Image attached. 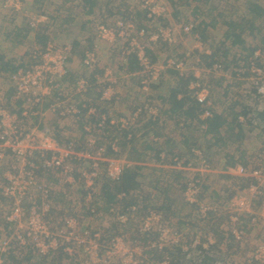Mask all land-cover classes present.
I'll list each match as a JSON object with an SVG mask.
<instances>
[{"label": "built area", "instance_id": "2783aa9c", "mask_svg": "<svg viewBox=\"0 0 264 264\" xmlns=\"http://www.w3.org/2000/svg\"><path fill=\"white\" fill-rule=\"evenodd\" d=\"M123 1L126 4L123 12H126V8H128L129 18L119 16L112 23L102 25L101 33L108 38L110 44L121 46L120 51L126 57L125 64H128L129 56L137 55L141 69L139 72L128 73V75L138 77L144 91H149L152 85L158 83L161 71L165 68L153 63L145 47H137V40L133 35L136 30L135 18L137 14L141 13H147L146 21L161 18L160 16L163 14L161 12H164V9L158 5L157 0H141L140 6L136 4V0ZM21 2L22 0H2L1 6L7 12L12 13L20 9ZM29 22L32 28L37 24L35 19L29 20ZM150 27L146 24V27L137 33L140 36H145ZM192 29L193 24H189L184 26L183 31L189 33ZM152 36L150 40L154 44L161 42L171 44L167 30L159 29L158 33ZM119 42L120 44H118ZM198 45L195 48L202 51V44L198 43ZM54 46L52 43L46 44L45 52H35L32 55L34 60L38 54H41L40 63L33 65L30 69H20L10 76V81L15 87L13 97L19 107L18 111L12 112L2 105L0 106V160L5 157V151H10L15 162L4 175L5 182L1 183L2 198L8 201L7 220L9 222L6 224L11 225L8 232L11 237L4 236L0 239V264H24L22 261L30 252L43 259L59 254L74 257L75 254L81 253L82 259L78 261L75 259L72 264H140L135 259L134 251H137L136 249L161 252L169 246H182L184 250H187V242L184 245L181 243L183 239L186 240V236L173 230L170 233L171 237L168 236L170 232L168 222L157 211H144L142 198H138L134 205L125 207L122 202L128 196L124 192L117 195L116 201L108 210L107 215L114 218L120 232L127 228L135 234L132 241L135 247L133 250L128 248L126 235L123 236V233H115L107 237V228L91 223L84 224V226L81 216L67 214V211L61 212L55 208L54 199L57 194H54L55 190L48 183L47 177L54 176L60 184H63L61 187L70 185L74 188L77 184L85 186L87 193L84 200L70 198L69 201L72 202L71 206L73 207L77 203L82 204L85 201L86 209L91 216L90 219H94L100 215L94 206L97 195L95 186L102 180L103 175L112 182L120 181L124 170L131 167L132 163L129 165L125 159L109 156L110 152H118V138H111L106 144H98L99 138L94 139L88 136L85 149L80 146L81 149L76 141L69 140L60 144L53 136H41L38 118L42 115L41 108L45 102L49 101L50 103L47 112H51L61 119L69 120L74 125L86 121L85 132L94 134L93 131H98V135L107 133L113 135L109 126H104L108 119L111 121L110 125L122 135L123 131H129L136 127V122L139 121L141 115H145L147 120H156L160 115V109L154 110L152 106L154 101L146 98L144 106L135 110L128 118L118 117L116 119L105 113L99 115L95 108L90 107L82 118V109L86 108L87 102L90 103L87 94L92 84L87 79H80L74 86V93L69 94L63 88L66 57L62 56V52L66 47H61L63 50H59L57 53ZM54 49L55 53L52 54ZM95 56L94 53L87 56L88 58L84 59L85 66L93 68ZM260 57V51L255 52L253 57L255 61H252L249 67L252 74V87L256 88L254 92L257 93L258 98L264 97V68L259 67L256 63ZM166 63L167 68L177 70L181 76L185 75L184 73L193 74L194 81L190 85V89L195 102L202 107L197 119L203 122L213 118L214 105L209 99L211 91L205 82L197 81L203 72L205 74V68L199 74L195 67L187 69L185 60L171 59L170 57ZM111 75V71L105 74L109 81L112 79ZM115 95L111 84L104 89L101 100L110 101ZM95 118L97 122L93 125L90 121ZM241 121H244V117ZM107 128L108 132H106ZM130 137L131 135H129ZM256 155L255 164L252 159H249L248 165L238 162L235 165L227 166L228 169H226L230 172L229 174L235 173L232 175L252 180L250 185L237 192V195L240 197V201L241 199L246 201L243 196L247 193L250 194L252 196L251 203L255 199L262 198L264 213V144ZM35 156L37 159H34ZM183 165H185L184 162L183 164L178 163L174 167ZM189 167L194 168L193 166ZM189 167H185V169L188 170ZM206 167L208 168V166ZM75 172L79 174L78 181L74 177ZM196 183L198 184V182ZM189 194L188 185L184 191V197L187 202L194 203L195 201H192ZM238 196L233 200V205H235ZM198 212L206 218L208 216L206 214L213 212V208L203 206ZM237 215L240 216L243 213L238 212ZM238 216H235L236 219L233 218V215L230 216V223L227 222V225L220 229H222L225 242L233 241L236 245L244 246L248 235L238 226ZM61 221H64L63 226H60ZM215 222L216 220H210L207 223L213 225ZM7 225L6 227H8ZM80 226H84V229L81 230ZM154 233L158 234L155 239L151 237ZM106 237L107 240L103 243V239ZM205 239L204 242L202 235H195L192 247L202 246L207 249L217 244V237L212 232H209ZM147 256H145L146 260L143 264H173L168 257L152 261ZM211 257L216 256L212 253ZM224 262L217 259L215 264H227ZM243 262L264 264V241L257 244L252 253L245 256ZM243 262L242 264H244Z\"/></svg>", "mask_w": 264, "mask_h": 264}, {"label": "rangeland", "instance_id": "374dc122", "mask_svg": "<svg viewBox=\"0 0 264 264\" xmlns=\"http://www.w3.org/2000/svg\"><path fill=\"white\" fill-rule=\"evenodd\" d=\"M1 1L2 0H0V8L2 12L6 14L8 13L9 15H12V13L24 14L23 20L22 18H19L18 21L20 22L22 28H25V34H30L31 38L27 40L24 35L25 40H16L15 37H12L10 40L13 41L14 44L18 43L17 46H13L14 49L19 46H23L25 49L27 48V57L26 60L23 61V67L32 68L31 66L40 63L41 54H38L34 60L31 57L35 52H45L46 44L48 43L55 45L54 47L57 49V53L59 50H63L61 47H66V49L62 52V56L66 57V62L64 64L66 74L63 82V88L67 90L69 94L74 93V86L80 79L90 80L91 78H94L97 82H100V86L106 85L107 82H109V79L105 76V74L106 72L111 71L112 79H110V82L115 93L118 92L117 86L120 83L133 84L137 87V89H134L133 91L131 89L130 94L134 96L136 92L137 94L144 95V97L147 96L146 98L151 97L155 100L154 104L152 105L151 103V105L154 110H156L162 107L159 105L160 103L157 102L154 86L161 81L162 77L165 79L171 78V72L175 70L173 68L166 67L167 59L171 57V59L185 60L186 68L190 69L195 67V70H198L199 74H201V71L205 68V74L203 72L197 81L200 80L201 82H205L210 91L213 93L212 102L214 105V112L217 114H223V116L225 115L226 125L222 129L221 134L212 133L209 129H207L206 125L202 124V122L197 119V117L194 120H191L187 118L188 116L184 115V113L171 114V134L175 135L171 136V144H169V146L171 145V150H174L175 154L164 152L161 154L162 156L160 159L157 158L155 153L149 154L148 156L152 159L148 161L155 162L157 160H162L163 163L168 166H175L178 163L183 164V162L184 164H189L188 166H171V168H167L168 170L176 169L183 172L181 174V178L178 179L180 182L174 188L172 193L180 195L183 194L184 189L186 190L185 186L188 184L190 189V198L192 201H195L194 203L198 206L197 209L192 211V213L194 212V216L192 218H188L186 221L194 226L193 229L198 228L199 226L200 228L193 234H191L192 229L184 232L186 240L183 239V242L181 243H186L187 240H189L188 245H192L193 237L197 234L202 235L203 241H206L205 236L207 234H204L203 232H212L219 239V233L217 234V231H219L222 226L227 225V222L230 223V216L233 215V218L236 219L235 216H238V212L243 213V215L238 216V226L246 232L248 237L244 246H241L239 250L234 243L233 252L231 250L228 251L226 248V250L223 251L225 252V255L223 257L220 255L223 261L227 264H236V261H233L234 259L232 256L238 255L240 260L242 258L244 259L246 255L249 256L252 253V250L257 244L264 241L261 240L254 243L253 240L256 241V239L254 238L251 240V237L249 236L251 235L250 232H253L252 230L258 226L264 230V213L262 208L263 201L262 203H258L256 202L257 199H255L254 202L251 203L252 196L248 193L243 196V198L248 202L243 201L242 199V202L240 201V197L237 195V192L244 189L240 188V183L237 179H233V177L244 179L246 177L232 175L235 173L229 174L230 172L227 170V166H230L231 164L227 165L226 163L229 158H233L235 164L241 162L248 165L249 159H252L253 164H255L257 160L256 154L259 152L260 147L264 144V121L261 122V124L259 123V125L257 122L258 120H254L252 124H249L245 122V118L244 121H241L243 118L241 115L237 120L240 123L243 122L242 125L244 126H240V123H236L234 119L235 113L241 112L244 107L252 110L262 109L264 112V97L258 98L257 93L254 92L256 88L252 87V74L249 71L250 63L255 61L253 57L257 51H260L261 57L256 63L259 67L264 68V15L259 16V18L249 11L255 10L254 6L258 4L264 9V0H197L192 3H190L191 0H157L158 5L164 9V12H161V14L163 13L160 16L161 18L146 21L147 13L137 14L135 18L136 30L133 32V35H135L137 40V47H145L146 49H149L152 58H156L153 63L165 68L161 71L162 73L158 83L152 85L149 91H144L138 77H132L131 80H128L129 78L125 76L123 81H121V79H117L116 75H118L119 72L114 71L115 69H112L113 66L111 65H108V67L106 66V70L104 69V75L97 72V68L99 67L98 65L101 63L98 54L100 51H103V49L100 48V46H102L101 43L103 44L106 42V44H110L108 38L101 33L102 25L112 23L113 20L119 16L129 18L128 11H120V14L117 12L118 6H121L122 10L126 7L123 0H95V7H91L89 4L84 3L83 0H46L47 8L42 9L41 4L43 5L45 0H40V2L37 1V3L34 4V7L32 6L31 10H25V0H22L20 9L17 12L12 13L9 11L7 12L2 8ZM140 2L141 0H136V4L139 6ZM108 4L111 5V8L109 7L105 9L104 6H108ZM57 6H63L60 12H57ZM3 18L4 17L0 14L1 22L4 21V24L7 23L8 17L6 19ZM33 19H35L37 24L32 28L29 26V20ZM231 19L244 29L242 39L245 40V42L242 45L243 47H241L240 44H232L230 43L231 41L227 42V40H225L228 28L224 22ZM44 21L45 23L49 22L46 27L43 25ZM251 23H253V25H249ZM138 24L143 25V27H146V24L151 26L147 30V34L145 36H140L137 33L139 32ZM189 24H193V29L191 32L186 33V31H183V28ZM1 26L2 28H6L5 25ZM250 26H252V28H248ZM159 29L167 30L169 38L171 39V44L168 42L154 44L150 40L151 36L157 34ZM78 37L81 38L82 42L88 40L89 38H93L92 42H94L93 44H95V47L92 45L89 48L88 42H84L82 44L77 39ZM2 43H6L9 46L13 45L12 43L5 42V40H2ZM198 43L202 44V51H198L200 49L195 48L199 46ZM118 44H120V42ZM110 45L112 46V44ZM117 46H119L120 50L121 46ZM55 49L52 54L55 53ZM214 49H218L219 53L215 58V62L217 63L207 67L206 64L211 60L202 62V56L210 54V51H213ZM242 50L244 51L240 53ZM254 50L256 51L253 53ZM10 51L13 52V50ZM88 53H90V55H87ZM91 53L96 55L93 68L85 66L84 62V59L88 58L87 56H91ZM118 53L120 56L117 54L115 55L117 59L119 58V60L116 61L117 65L118 67L122 65L124 66L126 57L122 55L121 51H118ZM107 58L108 57L104 58V60L106 61ZM76 69H78L77 73L74 72ZM184 74V76H193V74L191 75L190 73ZM125 75L128 74L126 73ZM1 77L4 79L5 82H3L5 85L0 86V106L2 105L12 112H17L19 107L17 103L14 102V97H11L12 88L9 81L10 77ZM175 82V78L171 80L169 79L168 84L175 86ZM190 91L191 89L189 86L188 92L190 93ZM181 97L182 95L179 96V98ZM233 104L235 105L232 108ZM102 107L107 109L109 105H102ZM97 112L99 113L98 110ZM255 113L256 111L253 115H255ZM240 129L244 130L242 133L243 135L239 133ZM56 139L60 144H64V140L59 138ZM70 140L75 141L72 139ZM154 141L158 142L159 139L154 138ZM161 141L164 145L165 141ZM163 145L160 147L162 148ZM188 150L192 151L193 156L189 154ZM174 155L179 156V158H173ZM203 161H206L209 164H204L206 162ZM132 164L134 165V163ZM129 165H131V162H129ZM189 166H193L194 168ZM206 166H208V168ZM185 167H189V169L186 170ZM161 170L164 174L163 175L161 173V176L170 178L174 177L171 176L170 171L166 169ZM224 174L229 177H226ZM197 176L200 177L197 178ZM140 179H143V175ZM196 182H198V184ZM103 184L104 181L102 179L99 181L98 185L95 186L97 195L95 196L94 203L95 208L98 209V213L100 214L98 217L90 219L91 216L87 215V209L85 203L83 202L82 204L77 203L74 207L70 206L71 204L69 203V205L67 204V208L56 203V200L58 199L57 196L55 198V208L61 212L67 211V214H74L78 217L81 216L83 225L91 223L93 225L107 228V230H109L107 236L109 237L115 233H123V236L126 235L125 238L128 242V248L133 250L135 247L132 244V241L135 238V234L132 233L131 229L127 228H125L123 232H120L114 218L107 215L106 208L108 202H106V197H104L101 193ZM146 186L150 188L151 184ZM1 187L2 185L0 183V188ZM201 194L205 196L204 199H207L208 202L203 201V203H200L199 199ZM144 195L145 194H143V198L146 197ZM1 196L2 195H0V239L4 236L11 237V235L8 234L11 225L9 226L6 224L9 222L7 220V214L9 212L7 210L8 201L6 200L4 202ZM236 196H238V198L235 205H233V200ZM76 198L83 199L82 196ZM143 202L155 205V211L162 214L165 220L168 219V222L170 223V225L168 223V229H170L168 236L171 237V230L176 232L174 228H178L176 226H174V228L171 227V200H156L155 198L147 197L143 200ZM203 206L213 208V212H216L217 214L209 212L206 214L208 216L204 218L198 212ZM185 209L187 210L188 208L186 207ZM143 210L148 211L153 209L150 206L143 205ZM210 220H216L212 228L210 224H207ZM63 224L64 221H61L60 226H63ZM6 225L9 228L6 227ZM84 226H80L81 230L84 229ZM186 233H190L189 236H187ZM227 244L230 245L231 243L227 242ZM136 250L137 251H134L135 259L138 260L140 264H143L146 260L145 256H147L145 252H149V250ZM173 254L176 253H173V250H171V255L167 254L164 257L171 259ZM61 255H63L62 264H72V261L75 259L77 261L81 260L83 256L81 253L75 254L74 257L66 254ZM177 256L179 255L174 257ZM147 257L152 261H158L163 258L159 257L157 253H155L152 258L149 255ZM40 259V256L30 252L22 262L24 264H39ZM243 263L248 264L246 262Z\"/></svg>", "mask_w": 264, "mask_h": 264}, {"label": "crops", "instance_id": "0c3cea01", "mask_svg": "<svg viewBox=\"0 0 264 264\" xmlns=\"http://www.w3.org/2000/svg\"><path fill=\"white\" fill-rule=\"evenodd\" d=\"M37 1L40 2V0H25V5H24L25 10H31L32 6L34 7V4H36ZM43 3H44L43 5L40 3L41 9L47 8L46 0ZM93 7H95V5ZM109 7L111 8V5L109 4L108 6L107 5L104 6L105 9ZM62 8L63 6L61 7L57 6L56 8L57 12H60ZM118 11H122L121 6H118ZM118 13L120 14L121 12H118ZM0 14L4 17L3 19H6L8 17L7 18L8 21L5 24H4V21L1 22L0 20V86L1 85L4 86L5 81L1 76H8L9 78V75L1 71L3 66L9 64V66L13 65L15 66V68L16 67L23 68V61L26 60V57H27L26 56L27 48L25 49V47L19 46L16 49H14L13 46L14 45L17 46L18 43L14 44V42L10 40L12 39V37H15L16 40H25V37H26V39L28 40L31 38V35L25 34V28H22V26L20 25V22L18 21L19 18H22L23 20L24 14H21V13L13 14L12 13V15H9L8 13L6 14L2 12L1 8H0ZM45 21L43 22V25L46 27V25L49 22L45 23ZM1 25H5L6 28L4 27L2 28ZM77 39L82 44L84 42H88L90 45L93 44L92 42L93 38H89L88 40L84 42H82L80 37H78ZM2 40H5V42L12 43L13 45L9 46L6 43H2ZM101 45L102 46H100V48H102L103 51L102 52L100 51L99 54L97 53L98 57H100V60H101V63H99L98 65L99 67L97 68V72L102 73L104 75L105 73L104 69L106 68V66L108 67V65H111L113 66L112 69H115L114 71L119 72V74L116 75L117 79H121V81H123L125 76L129 78L128 80H131L132 77H135V76L125 75L126 73H124V71L122 70L124 67L123 65L118 67L116 61L119 60V58L117 59L115 55L116 54L119 55L118 53V51H120L119 46L117 45L111 46L110 44L109 45L106 44V42L103 44L101 43ZM10 50H13V52H11ZM106 57L108 58L105 61L104 58ZM77 71L78 69L74 70L75 73H77ZM106 85L111 86V82L110 81L107 82ZM11 87H12V83H11ZM131 89L133 91L134 89L136 90L137 87L129 83H125V84L120 83L117 86L118 92L116 93V96L111 98L110 101L107 100L104 102H100L102 100L101 98H98L100 97V95L98 94L96 90L91 91L90 89L89 94H88V98L90 101L89 105L92 108L93 107L98 108L101 113H105L107 116L114 117L116 119H118V117L128 118L135 110H138L139 108L144 106V103L147 97V96L144 97V95H141V94H137L136 92L134 96H132L130 94ZM154 90H155V94H156L155 96H156L157 102L160 103L159 105L162 107V111L159 110L160 115L156 119L157 124L154 126L150 125L147 122V119H145L146 116L141 115L139 121L136 122L137 124L136 127H134V128H137L135 130V134H136L135 140L132 143L122 144V148L119 152L120 156L118 157L125 159L128 162L131 161V163H134V164L137 163L135 161V159L137 158H140L142 162L139 164L142 166L141 176L143 175V179L141 180L140 179L141 177L138 179V182L141 183V187L137 189L135 193H130V197L143 198V194H145L144 196H146V198L147 197L155 198L156 200H167V199L171 200V227L174 228V226H176L178 228L177 229L174 228V229L176 231L179 230L182 232H186L187 230L192 229L191 234H193L196 230H199L200 226L198 228L193 229L194 226H192L186 220L194 216V212L192 213V211L198 208L197 204L187 202L185 200L184 193L181 195L172 193L174 188L180 182L178 180L179 178H181V173H179L180 170H176V169L168 170L167 168H171V166L174 167V165L168 166L167 164H164L162 160H159V161L157 160L155 162L148 161L152 159L148 155L154 154V152H157V150L161 151L162 154L164 152L171 153V151H174V150H171V145L169 146V144H171V136L175 134H171V112L169 110L170 101L168 100V98L165 100V97L166 96L168 97V92L167 90H165V88H161V87L160 88L158 87L156 89L154 88ZM11 94H12L11 97H13L14 95L13 87H12ZM152 100L155 101L154 99ZM49 104H50L49 102H46L43 105V107L41 108L42 115L39 116L38 118L40 122L39 131H40L41 136L57 137L59 139L64 140V142L72 139V140H75L78 143L79 147L81 146L83 149H85L88 136L94 139H96V137L99 138L98 144H101L105 141L108 142L111 138H114L115 135H111V134H109L106 137L102 135H98L97 134L98 131H93L94 134H91V133L87 134L84 130V126L87 125L86 121H81L80 123H78V126L74 125V123L69 120L61 119L57 115L51 112H47V108L49 107ZM102 105L104 106L109 105V107L106 109L105 107H102ZM113 106H114V109H113ZM223 118H225V115L223 116ZM90 122L93 125H95L97 122V119L95 118ZM109 128L112 129L114 127H109ZM222 129H220L219 134H221ZM153 137L159 139L158 144H155L154 143L155 141L154 142L151 141ZM161 140L165 141L164 145ZM161 145H163L162 148L160 147ZM134 151H135V154L131 155V153ZM4 156L5 157L2 160H0V183L5 182L4 181V177H5L4 175L6 174L5 172L9 171L15 163L10 151H5ZM161 156L162 155H160V157ZM170 157H171V154H170ZM175 157L179 158L178 156H174L173 158ZM34 159H37V157L35 156ZM170 163H171V160H170ZM161 169H166L170 171L171 176H174V177L170 178V177L161 176V173L163 174V171ZM177 173L179 174V176H176ZM42 176L46 177L45 175H42ZM74 177L76 181H78L79 179L78 172L74 173ZM47 179H48L47 180L48 183H50L53 189L55 190L54 194L58 195V196L56 195L58 197V199L56 200V203L61 204L67 208V204L69 205L70 203L72 205V202L69 201L70 198L78 199L76 197L82 196L83 199L81 198V200H84L86 193H87V191L85 190V186H82L81 184H77V186L74 188H72L70 185L61 187L63 184H60V182L54 176L51 175L49 178L47 177ZM148 184H151L150 188L146 186ZM0 195H1V192H0ZM204 197L205 196L201 194L200 199H199L200 203H203V201L208 202L207 199H204ZM3 201L5 202L6 200H3ZM186 207L188 208L187 210L185 209ZM166 220L168 222V219ZM252 231L253 232H250L251 235L249 236L251 237V240H253L254 238L256 239V241L253 240L254 243H256L257 241L264 240V230L260 228V226L257 228H254V230ZM186 234L187 236H189L190 233H186ZM218 242H219V246L223 248V251L226 250L227 248L228 251L231 250L233 252V249H234L233 242H231L230 245H228L229 243L225 244L223 235L219 234ZM225 246L226 248L224 249ZM241 246L242 245H237L236 247L239 250ZM188 247H190V245H188ZM224 255H225V252H221V256L223 257ZM62 257L63 255L59 254L57 256L54 255L51 258L50 257L46 259L41 258L39 261V264H62ZM232 257L234 259L233 261H236L237 264L238 263L242 264L241 261H243V258L240 260L238 255H235ZM211 262H215V261L211 259Z\"/></svg>", "mask_w": 264, "mask_h": 264}, {"label": "trees", "instance_id": "16d2710c", "mask_svg": "<svg viewBox=\"0 0 264 264\" xmlns=\"http://www.w3.org/2000/svg\"><path fill=\"white\" fill-rule=\"evenodd\" d=\"M70 1V0H69ZM82 1V0H81ZM193 1H197V0H191L190 3H192ZM75 2V1H74ZM84 3L89 4L91 7H93L94 5H96V1L94 0H83ZM255 10H249L250 12H252L256 17L259 16H263L264 15V9L261 7V5H256L254 6ZM128 10V8H126ZM126 10V11H127ZM117 12L118 8H117ZM259 15H258V14ZM125 17V16H123ZM260 18V17H259ZM216 23V22H215ZM224 24L227 26L228 30L226 32V36H225V40L231 41L230 43L232 44H240L241 47H243V43L245 42V40L242 39V35L244 33V29L239 26L236 22H234L232 19L228 20L226 22H224ZM249 25H253V23L249 24ZM30 26V24H29ZM143 25H139L138 24V29H142ZM248 28H252V26L248 27ZM264 36V35H263ZM94 43V42H93ZM95 44H89V48ZM148 54L151 56V52L149 49H146ZM244 50H242L240 53H242ZM256 50L253 51V53ZM252 53V55H253ZM218 49H214L213 51H210V54H205L202 56V62L203 61H207V60H211L210 62H208L206 64V66H212L215 62V58L216 55L218 56ZM32 58V57H31ZM152 59V61L154 62L156 60V58H152V56L150 57ZM222 63V62H221ZM32 67V66H31ZM20 69H30V67H16L11 65H5L3 66L2 70L3 72L7 73L10 76H12L14 73H16L18 70ZM141 69L140 65H139V60L136 54H132L131 56H129V63L125 64L123 67V71L124 73H135V72H139ZM176 79V84L175 86H171L168 84L169 79ZM169 79H165V78H161V81L154 86V88H164L165 90H167L168 92V97H165V100L168 98V100L170 101V107L169 110L171 112V114H182L184 113V115L188 116L187 118L194 120L197 115L201 112L202 107L200 106V104H198L197 102H195L194 97H192V92L190 91V93L188 92V88L191 84V82L194 80V76H184V75H180V73L178 71H172L171 72V78ZM89 82L92 84L91 87V91L92 90H96L98 92V94L100 95V97L98 98H102V93L104 91V89L106 88L107 85H103L100 86V84L97 82V80H95L94 78H91L89 80ZM12 83V82H11ZM12 87L15 91V87L12 84ZM11 87V88H12ZM89 94V93H88ZM88 94H87V98H88ZM181 98H179V96H181ZM256 95V93H255ZM258 97V96H257ZM213 93L210 92L209 95V99L213 100ZM89 99V98H88ZM149 99H152L151 97ZM107 100H102L100 102H104ZM235 104L232 105V108ZM90 107L89 103H86V108H83V115L82 118H84V116L87 114L88 108ZM91 108V107H90ZM95 109H97L99 111L98 108L94 107ZM160 111H162V108H160ZM256 111L255 115L254 112ZM101 114V112L99 111V115ZM243 116L245 118V122L252 124V122L254 120H258V125L259 123L261 124V122L264 121V112L262 109H257V110H252V109H248V108H243V110L241 112H237L235 113V122H238V118L240 116ZM147 122L154 126L157 124V120H153V119H149L147 120ZM226 119L223 118V114H217L216 112H214V117L211 119H207L206 121H203L202 124L207 126V129H209L212 133L215 134H219L220 133V129H222L225 125ZM240 123V122H238ZM111 121L110 119L107 120V123H105V127H113L110 125ZM243 124V122L240 123V126ZM244 126V125H242ZM110 129L112 130V134L115 135L114 138H118L119 139V149L118 152H110L109 156L112 157H118L120 156L119 152L122 148V144H127V143H132L135 140L136 134H135V130L137 128H133L129 131H123L122 135H120L116 129ZM244 129V128H242ZM240 129L239 133H243L244 130ZM109 129L107 128L106 132H108ZM109 134H102V136H108ZM129 135H131L130 138ZM243 135V134H242ZM124 136V137H123ZM154 138H152V142H154ZM107 141L101 143V144H106ZM155 144H158V142H154ZM193 146V145H192ZM194 147V146H193ZM191 148V147H190ZM189 154L193 156V153L191 150H188ZM157 155V158L160 159V155L162 154L161 151L154 152ZM135 154V151L131 153V155ZM171 154H175L174 151H171ZM175 156V155H174ZM179 157V156H178ZM120 158V157H118ZM133 160V159H132ZM135 161L137 163H135L133 166L131 165V167H128L124 170L122 177L120 179V181L118 182H112L110 181L108 178H106L105 175L102 176V179L104 180V184L102 185V195L106 197V200L108 202L107 208H106V212L108 213V210L114 205L117 195L124 192L127 194L128 198L125 199L122 204L125 207H129L131 205H134L137 201L138 198L136 197H130V193H135L137 189H139L141 187V183L138 182V179L141 177V170H142V166L139 164L141 162L140 158L135 159ZM131 162V161H130ZM227 165H232L235 164L234 159L233 158H229L227 160ZM185 165H188L187 163H185ZM179 173H183L182 171H180ZM223 175V174H222ZM225 175V174H224ZM176 176H179V174H177ZM226 177H229L227 175H225ZM224 176V177H225ZM200 176H197V178H199ZM233 179H237L238 182L240 183V188L244 189L246 187H248L250 185V183L252 182V180L250 178H234ZM185 188H188V184H186ZM184 189V186H183ZM185 191V189H184ZM146 198V197H145ZM142 198V201L145 199ZM141 199V198H140ZM263 199L260 198L258 199L256 202L258 203H262ZM150 202V201H149ZM153 202V201H152ZM143 205L145 206H150L153 210H155L156 208L154 207L155 205H152L151 203L148 202H143ZM95 206V203H94ZM97 209V208H96ZM159 210V208H158ZM97 212L98 209H97ZM87 215H89V212L87 211ZM213 225H211L212 228ZM107 233H109V230H107ZM222 235V229H219V231H217V234ZM158 236V234L154 233L151 235V237H153L154 239ZM109 237V236H107ZM107 237L105 239H103V243L106 242ZM224 241H225V237H224ZM228 242H233V241H228ZM234 243V242H233ZM225 244H227V242H225ZM235 245V243H234ZM226 248V246L224 247V249ZM171 250H173V253L175 252L176 254H173L172 256V263L173 264H215L216 260L214 258H211L212 253L215 254L216 256H220L221 252H223V248H221L219 246V242H218V238H217V244L214 246H210L209 248H204L202 246L197 247V248H192L189 247L187 248V250H184L182 247L178 246V247H174L171 248V246L166 247L165 249H163V251L158 252V250H151L149 252H146L151 258L153 257V255H155V253H157L159 255V257H164L167 254L171 255ZM200 251V254H199ZM176 255H179L177 257H174ZM195 255H198L197 257H195ZM54 256V255H53ZM57 256V255H56ZM181 259V260H180ZM211 259L214 260L215 262H211ZM180 260V261H179ZM179 261V262H178ZM178 262V263H177Z\"/></svg>", "mask_w": 264, "mask_h": 264}, {"label": "clouds", "instance_id": "9594fccd", "mask_svg": "<svg viewBox=\"0 0 264 264\" xmlns=\"http://www.w3.org/2000/svg\"><path fill=\"white\" fill-rule=\"evenodd\" d=\"M125 9V8H124ZM123 11V10H122ZM55 138H57V137H55ZM0 192H1V188H0ZM1 195H2V192H1ZM2 197V196H1ZM3 200H5L4 198H2ZM155 211V210H154ZM207 224H209V223H207ZM206 226V225H205ZM207 227V226H206ZM179 233H181V234H183L184 236H186L185 234H184V232H182V231H179V230H177ZM204 234H208L207 232H203ZM195 237H193V239H194ZM205 242V241H204ZM188 243H189V240H187V243H186V247L187 248H189L188 247ZM192 244H193V241H192ZM183 245H184V243H183ZM236 245V244H235ZM214 246V245H213ZM237 246V245H236ZM174 247H178V246H171V248H174ZM180 247H182V246H180ZM190 247H192V245H190ZM200 247V246H199ZM183 248V247H182ZM192 248H194V247H192ZM225 251V250H224ZM216 256V255H215ZM211 258H214V259H218V260H222L223 261V259L220 257V256H216V257H211ZM233 258V257H232Z\"/></svg>", "mask_w": 264, "mask_h": 264}]
</instances>
